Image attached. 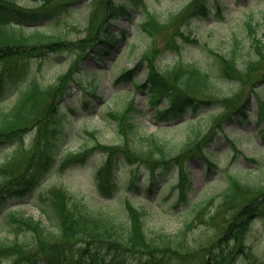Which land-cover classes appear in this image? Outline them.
<instances>
[{"label":"trees","instance_id":"16d2710c","mask_svg":"<svg viewBox=\"0 0 264 264\" xmlns=\"http://www.w3.org/2000/svg\"><path fill=\"white\" fill-rule=\"evenodd\" d=\"M53 1L39 0L37 6L29 8L17 4V0H0V100L6 95H14L7 106L0 105V150L21 141L27 132H33L34 136L28 145L20 144L0 163V174L7 176V180L0 183V204L10 196L25 197L30 193L35 194L37 187L57 163L61 162L60 166L65 167L82 160L89 151L86 144L79 149L61 152L58 144L54 143L52 137L58 136L56 101L67 90L68 74L56 78L55 83L40 81L27 72L31 59L67 50L81 54V58L88 53H107L120 38L119 31H113L110 23L115 22L118 17L131 16V3L126 0H92L84 36L66 40L61 34H48L40 29L42 20L52 17L56 12L53 9L58 4L66 3V0ZM191 2L183 10V14L187 13L188 17L209 14L206 0ZM160 20H163L162 14L151 10L144 16L140 26L144 32L151 34L154 26H157L154 22L159 24ZM29 24L34 25V28L26 31ZM122 33L125 35V31ZM186 38L190 39L188 36ZM253 38L251 45L256 56L250 60H240L236 48L229 53L211 49L214 54L211 70L197 61L179 60L163 65L156 49L148 47L137 65L144 62L148 70L145 79L137 85L146 89L149 103L157 107L156 117L177 116L187 109L197 112L201 107L208 108L215 102L224 109H230V112L222 120L219 115L211 116L207 131H204L198 117L189 120L186 140L180 149L175 141L161 137L158 131L149 133L141 130L132 114L136 111L134 100L125 109L109 112L117 122L123 141L112 145L98 142L95 146L108 154L104 165L97 171L101 190L110 192L113 188L111 174L114 158L119 152L131 163L141 162L151 169L149 183H154L159 177L156 173L159 168H167L172 161L178 163L179 158H184L183 154L187 152L196 150L197 153L211 155L212 152L206 149L207 142L211 140L210 131L222 129L224 122L233 117L248 116L247 106L245 102H241L245 88L242 86L234 93L228 91L224 94L216 86V81L237 80L244 85L243 83L253 79L255 72L263 68L264 27L261 37ZM134 70L123 69L120 76L131 78ZM213 72L218 75L216 81L212 77ZM24 77L27 78L22 81ZM90 80V88L95 91L98 82L93 78ZM263 81L264 75L250 88L251 94H255L259 103L257 124L264 122V89L257 87ZM48 98L53 100L50 109L44 108ZM163 98L170 101L164 107ZM86 131L90 130L87 128ZM90 133L95 135L97 130ZM260 138L264 139V129L261 130ZM28 151L29 157L26 159L23 153ZM180 184L182 190L188 186L187 174L181 175ZM186 197L187 192L182 191L181 198ZM212 199L214 197L192 201L193 218L203 217L210 212ZM40 206L45 220L35 219L27 215L26 211H12L8 214L4 226L11 229V237L0 239V264H129L125 257L126 250L147 254L153 261L161 252L176 251L172 246L173 240L180 235L153 231L147 224L145 211L129 201L123 209L112 211L105 209L104 204L96 208L86 203H71L68 194L56 188L49 195L47 203H40ZM220 216L225 220L224 234L226 233L221 240L231 239L243 232L252 219L264 218V178L260 177L256 183H250L231 176L227 187L220 193L212 220ZM75 246L89 247V253L83 255L81 252L74 256L69 250ZM242 249L243 245L240 250ZM200 259L203 260L200 264H225L222 254L210 255V248Z\"/></svg>","mask_w":264,"mask_h":264},{"label":"rangeland","instance_id":"374dc122","mask_svg":"<svg viewBox=\"0 0 264 264\" xmlns=\"http://www.w3.org/2000/svg\"><path fill=\"white\" fill-rule=\"evenodd\" d=\"M59 1L61 0H54L53 3ZM126 1L131 3V16H121L111 23L113 31H119V35L123 38L117 39L118 42L109 49V53H90L81 58V54H74L71 50L53 52L46 57H34L27 65V72L31 77L48 83H55L56 78L68 74L66 95L56 101L58 115L56 130L60 136L52 138L54 143L61 147V151L79 149L86 144L89 146V151L81 163L73 164L66 169L54 167L40 185L38 197L11 198L0 207V220L5 208L26 211L27 215L35 219L45 220L37 205L47 203L49 195L56 188L63 189L71 198V203H86L96 208L104 204L105 209L112 211L123 209L126 201L133 199L136 206L147 210L146 221L150 229L178 233L180 236L173 240L172 246L176 251L161 252L155 261L150 260L147 254L126 250L125 257L130 263L200 264L203 261L200 258L210 248V255L222 254L225 264H264V219L251 220L245 239L243 237L244 252H239L241 238L221 240L226 235L223 218L211 220L219 194L226 188L230 175H236L250 183H256L260 177L264 178V139L260 138L264 123L257 125L255 121L259 104L250 91L253 83L260 81L264 75L262 72L264 63H262L263 68L255 72L253 79H249L248 83H243L244 85L237 80L216 81L218 75L213 72L212 77L215 78L216 86L222 93L226 94L228 91L234 93L242 86L245 88L241 102H245L249 116L241 120L228 119L218 132L210 131L211 140L207 142L206 148L209 147L210 151L216 153L210 157V160L206 158L204 152L197 153L194 150L183 154L185 157L179 158L177 164L172 161L167 168L159 169L161 172L155 170L156 173H160L159 182L151 192L146 190L151 169L141 162L131 163L122 154L116 153L111 174V180L114 182L113 196L109 198L102 196L97 186V171L104 165L108 156L106 152L95 149L98 142L120 144L123 141L117 129V122L109 112L125 109L132 99L135 100L137 109L132 114L141 130L149 133L158 131L161 137L175 141L179 149L186 140L188 120L198 117L204 131H207L211 116L219 115L221 120L225 119L230 109H224L215 102L208 108L201 107L197 112L187 109L183 115L159 120L154 116L157 107L149 103L146 89L135 85L145 79L148 70L144 62L137 65L148 47L156 49L160 56L159 61L163 65L179 60L197 61L208 70L212 69L214 62L211 49L229 53L236 48L240 60L254 58L256 51L252 49L251 43L253 37L260 38L263 33L264 0H206L210 9L209 15L196 14L189 17L187 13L183 14V10L192 3V0ZM92 3V0H66L65 4H58L53 9L56 10L53 16L45 18L40 23L41 31L61 34L66 40H75L84 36ZM17 4L34 8L39 4V0H17ZM151 10L160 12L163 20L158 21L159 24L154 22L157 26H154V32L150 34L144 32L140 24ZM26 27V31L32 30L34 25L29 24ZM122 31H126V34L123 35ZM136 67L133 78L117 81V76L123 69ZM92 72L95 78H99L98 96L95 98L90 97L89 92L84 88L85 84L89 83V74ZM257 87L264 89V81ZM85 95L90 97L87 109H84ZM11 98L13 99L14 96L6 95L0 100V105L7 106ZM52 102V98L46 99L44 108L50 109ZM169 102L163 98L162 106H166ZM70 106H75L77 110H72ZM180 118H183L181 122H179ZM87 128L90 131H86ZM94 129L97 133L92 135L90 132ZM31 139L32 134H26L20 143L15 144V149L20 144H28ZM231 139L235 142H230ZM50 142L52 143L53 140ZM170 143L174 145L173 142ZM14 150L6 147L4 152ZM23 154L26 155V159L29 157V151ZM3 159L4 157H0V162ZM180 172L188 176L189 192L188 201L181 203L178 188L179 180L181 181ZM136 174L139 182L133 185L131 179ZM6 180L7 176L0 174V183ZM132 195L137 196L132 198ZM149 197L152 199L150 203ZM207 197H214L210 203V214L206 216V220L197 218L192 221V210L188 203L193 199L200 200ZM187 223L189 224L186 232L182 233ZM7 229L0 224V239L7 238L9 233ZM89 250V247L75 246L69 251L77 256L81 252L86 255Z\"/></svg>","mask_w":264,"mask_h":264}]
</instances>
